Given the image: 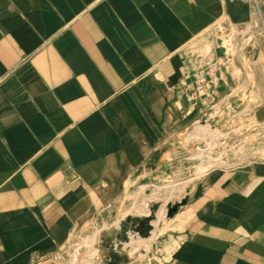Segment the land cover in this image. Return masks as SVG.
Here are the masks:
<instances>
[{
	"label": "crops",
	"instance_id": "0c3cea01",
	"mask_svg": "<svg viewBox=\"0 0 264 264\" xmlns=\"http://www.w3.org/2000/svg\"><path fill=\"white\" fill-rule=\"evenodd\" d=\"M232 31L238 54L218 96L256 91L264 122V0H0V264H72L70 240L98 227L88 264H264L257 162L189 183L194 216L154 240L147 259L133 256L131 234L149 236L178 198L103 227L127 190L195 169L179 136L209 118L180 80L209 46L222 55L220 34ZM170 235L180 239L169 254Z\"/></svg>",
	"mask_w": 264,
	"mask_h": 264
},
{
	"label": "bare ground",
	"instance_id": "6f19581e",
	"mask_svg": "<svg viewBox=\"0 0 264 264\" xmlns=\"http://www.w3.org/2000/svg\"><path fill=\"white\" fill-rule=\"evenodd\" d=\"M220 44L226 48L228 53V49L223 38L222 43ZM222 106H224L225 109L231 110V116L235 115V111L230 109V105ZM225 116L227 120L228 115ZM209 122L210 121H208L206 124L197 123L194 129L188 135H185L186 144L194 148V152L192 155H189L188 158L191 161H197L195 171L192 176L184 179L179 178L177 180H173V177L168 173L163 176V181L161 183L152 182L146 185L141 184L134 190H127V196L133 199V203L126 207L123 212H120V214L115 219H112L107 223L106 226L103 227L118 226L120 221L129 213H148L150 201L160 198L163 194L165 195L166 201L170 198H180V194L186 190V186L189 183L196 179L202 178L212 168L227 165V162L223 159L222 151H218V153L214 154L215 144L220 141L223 131L219 127H217V129L213 128ZM244 156L245 155L240 156L239 161L243 160ZM253 162L264 164V160H255ZM227 166L229 167L230 165ZM182 174L183 173L181 172L179 175ZM148 187L151 188L150 193H146V189ZM165 203L157 212V218L153 220L154 226L151 229V234L149 236L140 237V235H136L135 233L131 234L130 241L127 243V245L130 246L134 257H148V252L151 250V245L154 240H156L159 236L168 233L170 230L180 228L187 220L189 215L188 209H182L173 216L169 217L167 216ZM101 229L102 227H98L92 234L84 239V248H82V246L75 247L72 253V264H88L94 257L98 255L97 242L99 241ZM179 239L177 240L172 235H170V239L165 242V252L170 254L178 244ZM143 250L145 252H143Z\"/></svg>",
	"mask_w": 264,
	"mask_h": 264
},
{
	"label": "rangeland",
	"instance_id": "374dc122",
	"mask_svg": "<svg viewBox=\"0 0 264 264\" xmlns=\"http://www.w3.org/2000/svg\"><path fill=\"white\" fill-rule=\"evenodd\" d=\"M233 32L234 31H232L231 33L222 32L220 34V36L225 41V45L228 49V53L226 57V65H229L230 63L235 65V56L238 54V48L234 43ZM202 56L205 58L212 57L213 46H209L205 51H203ZM232 73L234 76H236L234 68L232 70ZM235 97H239V98L237 100H234L233 98ZM233 102H236L235 103L236 105H234ZM259 102L262 101L258 97L256 91L253 90L252 92L248 93L246 88L242 89L240 87H237V88H233L231 94L225 97L218 96L210 106L207 107L203 106L204 111L206 110L205 112L207 113V116L210 119L209 123L211 124V126L216 129L217 127H219L223 131L220 137V141L215 144L214 154L218 153V151H222L223 159L227 162L226 163L227 165H230V167L231 166L234 167L237 165H244L245 162L250 163L255 160L256 161L264 160V122H261L254 114L255 113L254 107L257 106ZM222 105H230L231 106L230 109L235 111V115L231 116L230 114L231 110L225 109V107ZM225 115H228L227 120ZM201 121L204 124L208 123L206 122V116H203V119ZM185 135L182 134L181 136H179V144L181 150V152H179L181 153L179 154V157L183 159H185V157L189 155H192V153L194 152V148L186 144ZM243 155H245L243 160L239 161L240 156ZM192 162H194L196 167L197 161H192ZM194 171L195 169L193 170L191 166V170L185 172L182 175H179L178 177L175 178L173 177V180L190 177L194 174ZM152 182L161 183L162 181L161 179L158 180L153 179ZM148 188L149 189L147 190V192L150 193L151 188L150 187ZM189 189L191 190L192 188L190 187ZM186 194L187 191L185 190L184 194L180 198H178L179 208L177 212L181 211L182 209H188L189 215L187 217V220H191V218L194 216V209L188 205L187 201L186 202L184 201L186 198H184L183 196H186ZM128 199H130V201L125 202L124 205L122 206L124 209L133 203L132 198L128 197ZM119 214L120 211L118 210L117 215ZM110 219L113 218L111 217ZM103 222H104L103 226H106L108 223L106 217L103 218ZM179 231H181V227ZM86 237L87 236H82L79 238H72L70 240L68 247L66 248V253L70 256V259H72V253L75 247L82 246V248H84V239ZM153 252L154 251L152 250V253ZM137 259L142 260L143 258H137ZM152 260L153 257H150L148 259V262L150 263Z\"/></svg>",
	"mask_w": 264,
	"mask_h": 264
},
{
	"label": "built area",
	"instance_id": "2783aa9c",
	"mask_svg": "<svg viewBox=\"0 0 264 264\" xmlns=\"http://www.w3.org/2000/svg\"><path fill=\"white\" fill-rule=\"evenodd\" d=\"M226 57L225 48L222 55L200 58L194 68L184 67L180 85L183 95L191 104L210 106L216 100L226 66Z\"/></svg>",
	"mask_w": 264,
	"mask_h": 264
},
{
	"label": "water",
	"instance_id": "95a60500",
	"mask_svg": "<svg viewBox=\"0 0 264 264\" xmlns=\"http://www.w3.org/2000/svg\"><path fill=\"white\" fill-rule=\"evenodd\" d=\"M219 43H222L221 41H219ZM224 49H221V52H223ZM186 202V200H184ZM178 209V203H176L168 212V215L172 214L173 212H176ZM148 230H150V227L148 228Z\"/></svg>",
	"mask_w": 264,
	"mask_h": 264
},
{
	"label": "trees",
	"instance_id": "16d2710c",
	"mask_svg": "<svg viewBox=\"0 0 264 264\" xmlns=\"http://www.w3.org/2000/svg\"><path fill=\"white\" fill-rule=\"evenodd\" d=\"M170 216H173V213H172V214H170Z\"/></svg>",
	"mask_w": 264,
	"mask_h": 264
}]
</instances>
